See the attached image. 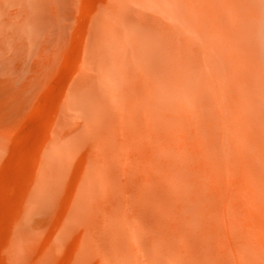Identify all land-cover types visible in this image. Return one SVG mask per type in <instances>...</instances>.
<instances>
[{"label": "bare ground", "instance_id": "bare-ground-1", "mask_svg": "<svg viewBox=\"0 0 264 264\" xmlns=\"http://www.w3.org/2000/svg\"><path fill=\"white\" fill-rule=\"evenodd\" d=\"M99 4L0 0L10 79L52 66L85 21L10 256L48 223L70 264H264V0Z\"/></svg>", "mask_w": 264, "mask_h": 264}, {"label": "rangeland", "instance_id": "rangeland-1", "mask_svg": "<svg viewBox=\"0 0 264 264\" xmlns=\"http://www.w3.org/2000/svg\"><path fill=\"white\" fill-rule=\"evenodd\" d=\"M103 1L81 0L82 7L79 8V15L81 16L82 12L89 7L91 10L94 9ZM97 2L98 5H94ZM83 5L86 6L83 7ZM89 10H85L84 13L88 11L87 15L91 11ZM82 20L78 17L77 26L75 25L73 34L68 37L70 40L67 39L68 43L59 47L52 66L45 67L40 62L41 65L34 64L33 67L37 68V73L33 68V71L35 70L33 84L31 79H10L11 77L0 74V135L5 142L0 164V264H70L75 258V256L72 258L75 255L74 252L76 253L74 244L52 251L54 248L47 236V231L52 230L54 225L48 223L47 231L41 232L40 235L36 234V237H31L29 234L21 236L27 247V252L21 260H13L9 254V247L15 233L17 234L23 225L26 226L24 221L26 214L32 213V209L27 206V200L34 187L41 147L60 117L65 91L74 71L73 66L76 67L78 61L75 60L81 55L80 34L82 36L84 30L80 32L79 30L81 24L84 25L85 22ZM78 27L79 30H77ZM36 65L39 66V71ZM30 83L31 86L27 85ZM68 197L69 193L66 192L63 199H69ZM63 199L62 203L60 202V211L64 208L63 204H66ZM58 217H60L59 211L55 212L51 218ZM47 256L48 261L44 262Z\"/></svg>", "mask_w": 264, "mask_h": 264}]
</instances>
